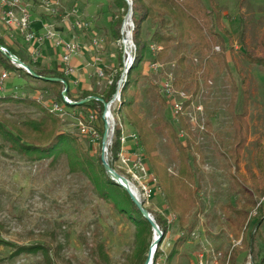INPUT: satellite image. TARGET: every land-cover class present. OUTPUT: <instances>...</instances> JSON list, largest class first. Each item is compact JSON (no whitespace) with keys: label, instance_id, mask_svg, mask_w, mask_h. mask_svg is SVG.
I'll return each instance as SVG.
<instances>
[{"label":"rangeland","instance_id":"obj_1","mask_svg":"<svg viewBox=\"0 0 264 264\" xmlns=\"http://www.w3.org/2000/svg\"><path fill=\"white\" fill-rule=\"evenodd\" d=\"M21 1L28 3L33 14L41 16L44 12L47 13L42 0H36V4L31 0ZM56 1L60 5L57 15H52L56 20L55 28L64 39L75 36L80 42L82 47L78 57H83L86 61L90 78L88 84L98 96L106 94L119 70L123 73L127 57L123 38L117 39L114 36L116 33H113L118 29L112 23L114 18L123 14L119 0ZM214 1L215 3L211 0H198L204 9L214 10L211 22L224 41H216L207 50L197 49L195 40L172 41L166 58L163 61L154 60L162 63L158 70L151 67L154 62L152 56L155 57V54L150 45L156 44L152 41L153 32L161 29L150 19L142 24V37L148 45V60L143 74L136 77L135 86L129 88L130 98L133 100L130 108L140 118L149 120L150 129L157 138V150L143 154L144 148L139 146L137 140L126 137L124 142L121 139L120 154L114 159L112 148L115 133H110L108 138L106 158L109 163L112 161L116 171L129 180V175L132 176L135 182H130L137 188L140 199L155 220H160L161 229L165 228L162 219L168 220L167 235L161 244L159 242L160 246L157 245V250L162 252L160 264H200L202 256L204 261L216 256L218 264H226L230 250L242 235L247 242L252 241L253 249L243 251L236 264H248L249 261L255 264L264 259V217L250 220L253 208L249 207L245 220L249 223L248 229H244V234L243 231L238 235L232 231L227 219L228 205L236 206L241 197L237 191L236 179L241 175L247 176L246 172L258 173L257 140L264 138V67L250 62L245 54L264 53V0ZM217 13L219 23L216 21ZM127 15L128 11L124 19ZM75 19L89 22L90 27L76 29L73 25ZM242 20L246 27L245 47L240 42ZM124 28L128 30L127 23L122 25V36ZM161 32L172 36L176 34L171 26L169 30ZM205 35L209 37L206 31ZM94 38L103 41L94 45ZM20 40L17 45L21 47V51L17 52V56L24 58L35 72L40 70L37 62L41 49L36 50L35 46L31 47L23 39ZM121 49L123 65L119 59ZM134 49L135 45L132 55L136 58L137 48L136 51ZM223 52L227 58V68L221 70L213 61V74L208 76L207 61H212L213 54ZM182 56L185 57L183 62L180 61ZM1 69L3 68L0 66ZM165 77H171L176 88L183 90L190 100L183 115L177 114L171 100H166L159 91V84ZM121 78H118V83L122 91L128 82V75L124 83ZM179 78L185 80L182 88L177 85ZM233 84L238 89L235 112L241 113L245 100L248 101L247 119L250 130L249 137L238 153V161L229 153L234 133L232 111L228 108ZM70 86L73 95L79 97L82 94L84 87L81 84L71 80ZM13 93L14 98L22 96L29 99L43 94L41 100L47 105L60 99L54 98L49 82L33 77L24 68L9 76L6 91L2 95L13 96ZM160 95L166 103H163ZM121 106L122 98L112 105L111 115L115 121L113 123L110 119L111 131L113 124H120L127 136L132 133L126 116L130 108L126 106L118 114ZM73 110H77V113L74 114ZM66 111L65 115L58 117L57 128L77 137L90 156L95 161H100L103 147L101 131L105 129L103 117L98 118L97 122L100 138L92 143L80 135L76 121L78 111L84 114L87 110L67 105ZM179 115L189 124L196 144L189 155L195 174L194 187L198 201L185 216L184 228H181V214L168 208L159 186L163 167L167 168L169 174L176 175L177 150L163 127L167 123L172 124L183 139ZM42 116L43 113L30 103L15 100L0 102V128L12 127L29 118L39 119ZM192 117L196 122L191 121ZM12 146L0 129V239L4 240V243H0V264H47L46 254L53 258L54 264H127L135 246L134 221L121 213L111 200L102 199L90 177L82 172H71L65 155L58 159L34 160ZM151 188L152 192L148 195L147 191ZM257 220L262 222L259 228L256 227ZM183 234L186 235L185 238L180 239ZM155 236L156 233L151 230L150 247ZM6 241L10 244L5 243ZM32 244L44 247L35 252L20 249ZM97 244H102L108 259L100 258ZM239 246L241 244L237 245L238 248ZM170 255L172 259L167 262Z\"/></svg>","mask_w":264,"mask_h":264},{"label":"trees","instance_id":"obj_2","mask_svg":"<svg viewBox=\"0 0 264 264\" xmlns=\"http://www.w3.org/2000/svg\"><path fill=\"white\" fill-rule=\"evenodd\" d=\"M33 4H36V0H31ZM133 1V21L135 29L133 32V42L137 48L136 58L128 74V82L124 85L121 91L122 106L118 110V114L124 111L125 107H131L133 102L130 98V86H135L137 83L138 74H143L144 65L148 60L146 58L147 44L142 37V24L150 19L156 23L157 27L161 30L156 29L152 34V41L157 45L163 47L155 57L152 56V60L163 61L171 47L172 41H191L197 42V49L207 50L216 41L223 42L224 39L220 36L211 22V17L215 14L214 10L204 9L200 6L198 0H132ZM215 3L214 0H211ZM118 2V0H117ZM120 6L123 9V14L114 18L112 23L117 25L118 29L113 31L116 34L114 36L117 39H121L124 36L121 34V28L124 22V15L127 13L128 8L125 0H119ZM30 9V8H29ZM30 13L33 14L30 10ZM216 16V15H215ZM40 18L44 19L45 23H52L56 20L52 18V15L48 12H44ZM116 19V22H115ZM216 21L219 23V13H217ZM216 22V23H217ZM173 27L176 30L175 35H165L161 31L169 30V27ZM240 42L242 46H246L244 39L246 36L245 22L242 20L240 27ZM205 31L209 34V37L205 35ZM0 44L5 46L12 53L16 54L15 50L6 46L2 38H0ZM127 48L130 50L128 45L124 42ZM248 60L252 63L261 65L264 67V53L263 54H250L245 52ZM212 61H207L206 69L208 76L213 74V61H215L220 69L227 68V58L225 53L213 54ZM119 59L121 65H123V50L119 52ZM185 57H181L180 61L183 62ZM0 66L3 70L7 71L9 76L18 70H22L12 63L1 51H0ZM36 73L40 76L45 77H57L68 83L67 96L73 101H80L94 95L89 91H83L82 94L74 98L69 75H66L63 70L55 69H42L36 70ZM122 71L119 70L117 78H114L106 94L99 96L104 99L105 102H109L117 91L118 78L121 77ZM137 77V78H136ZM245 79V77H243ZM46 81V80H45ZM9 82V79L8 81ZM53 91L54 98H62L64 91V83L60 81H46ZM178 87L182 88L185 86V80L179 78L177 80ZM238 89L235 84L232 86L231 101L229 109L232 111V126L234 128L233 140L231 142L229 153L231 157L238 161V153L243 148L244 142L249 137V124H248V101L244 102V110L241 113L235 112V105L237 101ZM161 96V95H160ZM164 97V96H163ZM161 96L163 103H166L165 99ZM5 100H15L17 102H27L34 105L43 116L39 119L29 118L21 124H14L12 127L1 126V131L5 135V138L13 144V148L19 153L30 156V159L40 160L44 158L58 159L61 155H65L67 164L71 172H82L83 174L90 177L93 181L95 188L99 192L102 199L109 201L111 200L115 206H118L121 213H125L127 217L134 221L136 226L135 235V246L132 254L128 257L127 264H143L146 260L147 253L149 251V243L151 230H153L150 222L142 215L139 208L136 206L129 193L122 188L112 176L105 170L102 160L95 161L92 156L84 149L83 145L79 142V139L71 134L65 133L57 128L58 116L49 111L46 104L38 102L35 98H23L16 97L7 94L5 97H0V102ZM189 102L185 104V107ZM80 109H86L84 117L89 114L96 115L97 118H102L104 113V103L99 100H92L82 105H72ZM128 124L131 126L132 132L137 136V142L140 147L144 148L143 154L151 153L157 150V138L154 132L150 129V122L147 119L140 118L136 113L130 110L126 114ZM180 128L184 132V138L181 139L179 132L174 128L172 124L164 125V132L171 140L173 147L177 150L178 165L176 169V175H171L167 171V168L161 169L162 182L159 183L161 186L162 194L164 195L165 202L169 209L179 212L181 228L186 227L185 216L191 212V210L197 205L198 196L196 195L195 185V174L192 166V161L189 155V151L194 150L196 147L195 140L190 131L189 124L185 119L179 115ZM209 126V124H208ZM122 127L120 124H116L115 127V140L112 148V155L114 159L118 158L122 142ZM104 134V130L101 131V138ZM90 142H94L87 136H83ZM196 157L193 158L195 161ZM113 167L112 161H110ZM256 166L258 173L246 172L247 176L241 175L239 179H236L237 191L241 195L240 200L236 206L228 205L229 210L227 211L228 223L235 234L247 230L249 223H246V216L249 213L247 210L249 207L254 208L257 204V199L264 195V138L260 137L257 140V152H256ZM115 168V167H113ZM250 170V169H249ZM130 181H133L131 175H129ZM129 179V178H128ZM252 190V191H251ZM256 193V195H255ZM257 196V197H256ZM144 202V201H143ZM149 210V209H148ZM150 211V210H149ZM151 212V211H150ZM156 222L161 225L160 220L156 218ZM165 224V228L162 227L164 236L160 242L164 240L168 230V220L162 219ZM261 221L256 222V227L259 228ZM161 228V226H160ZM245 231L243 232V234ZM185 234L180 236V239L185 238ZM242 238L241 246L233 247L228 255L227 264H236L239 255L243 251L253 249L252 241L247 242L244 235ZM254 239V238H253ZM4 240L0 239V243ZM4 243V242H3ZM7 243V241L5 242ZM10 244V243H7ZM158 245V247L160 246ZM40 244H32L27 247H20V249L26 252H35L43 249L44 246ZM97 249L100 253V258L108 259L107 254L104 252L102 244H97ZM21 251V250H20ZM46 254V253H45ZM15 255V254H12ZM161 250H157L155 254L154 264H160L161 261ZM47 264H54V260L48 254L44 255ZM172 259V255L168 256L166 261L169 262ZM264 259L261 262L255 264H263ZM71 264V263H69Z\"/></svg>","mask_w":264,"mask_h":264},{"label":"built area","instance_id":"obj_3","mask_svg":"<svg viewBox=\"0 0 264 264\" xmlns=\"http://www.w3.org/2000/svg\"><path fill=\"white\" fill-rule=\"evenodd\" d=\"M0 5L3 8V13L0 17V38L4 36L3 33V26L10 27L12 26L15 28L18 36H20L27 44H29L31 47L35 46L37 48L36 50H39L41 45L45 43L46 40H49L53 42V45L56 48H60L62 50V55H61V61L63 63V69L66 75H71L75 73V67L72 64V60L74 57L80 54L81 52V44L80 42L75 39V36H72L71 38L64 39L61 35V32L55 28V23H46L44 26V33L39 34L36 29L33 28L32 26V15L30 13L29 5L28 3L22 2L21 0H0ZM60 5L59 1L56 0H42V6L46 9V11L53 15L56 16L58 13V7ZM75 12V10H74ZM133 13L132 15L128 14L125 17L124 24L129 23V31L124 28L123 36L124 33L127 31L126 36L129 34L131 37L132 44L130 45V50L127 48L125 45L124 51L127 55L124 63V70L122 73V78L121 81L124 83V81L127 78L128 72L130 68L132 67L134 61H135V55H132L133 52V47L135 44H133V31L135 29V24L133 21ZM74 27L80 28V27H85L88 29L90 27L89 22H85L84 20L80 19H75L73 23ZM125 37V36H124ZM124 37H123V43H124ZM103 41V39L100 38H94L93 39V44L97 45L99 42ZM150 49L153 54H157L158 52L161 51L162 47L156 45V44H151ZM4 50L6 52L9 51L7 47L4 46ZM136 51V46L135 49ZM39 55V54H38ZM16 65V64H15ZM151 67L154 70H158L162 67V63L158 61H154L151 64ZM102 75V73H101ZM9 79V74L7 71L1 69L0 70V97H3L5 95H2L6 91L7 87V81ZM160 86V93L166 98V100H171V104L174 107L175 111L177 114H184V109H185V104L186 102L190 101L188 100L187 94L174 85V80L171 77H165L161 83L159 84ZM63 95V93H62ZM13 96L14 93H13ZM17 97V96H16ZM43 97V94H41L38 98H35L38 102H42L41 98ZM120 96L117 98H112L110 100V112L112 111V105L114 102H117L118 100L120 101ZM58 100V99H57ZM73 100L69 98L67 95H63L61 99L58 101H54L51 105H47L49 108V111L51 113H54L58 117H61L67 113L66 108L67 105L71 104ZM74 111V110H73ZM77 110L74 111V114L77 113ZM112 113V112H111ZM112 118H110L113 123H114V116L111 115ZM76 121H77V126L80 135L82 136H87L91 140L95 141L100 138V134L98 131V118L94 114H89L87 117H84L83 112L78 111V114L76 115ZM192 122H196L195 119L192 117L191 119ZM115 127L116 125L112 126V131L115 133ZM123 132V131H122ZM111 136V135H110ZM126 137L130 138L133 137L135 140H137V136L135 133L128 134L127 136L122 133V141L124 142L126 140ZM108 150V148H107ZM155 181V178H154ZM148 195L151 194L152 188L149 189ZM263 214V215H262ZM259 216L264 217V195L259 197L257 199V204L256 206L251 210L249 219L253 220L254 218H257ZM242 241V238L235 242L233 247L240 245ZM157 251V247L154 250L153 257H152V264H154V259H155V254ZM251 256V255H250ZM211 260H203V256L201 257V262L200 264H218V258L216 256H213ZM228 262V261H227ZM227 264V263H226ZM248 264H252L251 261H249Z\"/></svg>","mask_w":264,"mask_h":264},{"label":"water","instance_id":"obj_4","mask_svg":"<svg viewBox=\"0 0 264 264\" xmlns=\"http://www.w3.org/2000/svg\"><path fill=\"white\" fill-rule=\"evenodd\" d=\"M128 4V14L132 15L133 13V8H132V4L133 1L132 0H125ZM129 35V34H128ZM125 42V40H124ZM0 51L10 60L12 61L14 64H16L19 67H22L24 69H26V71L31 74L33 77L35 78H40L46 81H62L64 83V91H63V95H67L68 93V83L65 82L64 80L57 78V77H45V76H40L38 75L34 69L29 66L26 62H24L21 58H19L16 54L12 53L11 51L6 52L4 50V46H2L0 44ZM120 84L118 83L117 86V91L116 94L114 95L113 98H116L118 96H120ZM92 100H99L101 102L104 103V113H103V119H104V134H103V138H102V154H101V160H102V164L105 168V170L112 176L113 180H115L122 188H124L130 195V197L132 198V200L134 201V203L136 204V206L139 208V210L141 211L142 215L150 222V224L152 225L153 231L154 233H156V236L154 237L153 243L147 253V257L146 260L143 264H152V257H153V253L155 248L157 247V245L159 244V242L162 240V236H163V231L160 228L159 224L156 222L154 216L152 215V213L145 207L144 202L140 199L139 194H137L134 190H132L131 188V182L130 180L120 174L119 172L116 171L115 168H113L111 166V164L109 163V161L106 158V150H107V143H108V138L110 137V132H111V124H110V116H111V112H110V101L109 102H105L104 99L102 97L99 96H90L88 98L82 99L80 101H73L71 102L72 105H82L85 103H88Z\"/></svg>","mask_w":264,"mask_h":264},{"label":"crops","instance_id":"obj_5","mask_svg":"<svg viewBox=\"0 0 264 264\" xmlns=\"http://www.w3.org/2000/svg\"><path fill=\"white\" fill-rule=\"evenodd\" d=\"M75 4L79 8L78 3L75 2ZM2 13H3V8L0 5V17ZM45 24L46 23L44 22V19L40 18V16L35 14V16L32 17V26L34 29L37 30L39 34L44 33ZM3 33L4 36L2 38L3 40H5L6 46L15 50L16 53L21 51V47H19L17 44L21 42L20 39L22 38L18 36L15 28H13L12 26L10 27L3 26ZM40 49L41 50L39 52V55L41 54V56L39 57V60L37 62V64L41 67L40 70L42 69L63 70L64 65L61 61L62 50L60 48H56L53 45V42L46 40L45 43L41 45ZM22 60L26 62L24 58H22ZM72 64L75 67L76 72L73 75H70L69 80L70 81L73 80L76 84H81L84 87L83 91H89L94 95H98L96 94V92L93 91L91 86L88 84L90 78L87 71L85 59L83 57L79 58L77 55L76 57L73 58ZM74 98H77V96L74 95Z\"/></svg>","mask_w":264,"mask_h":264},{"label":"bare ground","instance_id":"obj_6","mask_svg":"<svg viewBox=\"0 0 264 264\" xmlns=\"http://www.w3.org/2000/svg\"><path fill=\"white\" fill-rule=\"evenodd\" d=\"M129 26H130V24L129 23H127V31H129ZM126 33H128V32H126ZM125 43L128 45V47L130 48V45L132 44V41H131V37H130V35H125ZM131 188H132V190H134L137 194L139 193L138 191H137V188L133 185V184H131Z\"/></svg>","mask_w":264,"mask_h":264}]
</instances>
